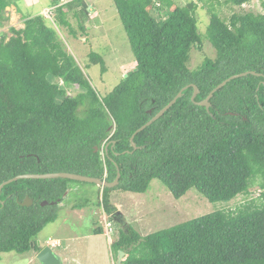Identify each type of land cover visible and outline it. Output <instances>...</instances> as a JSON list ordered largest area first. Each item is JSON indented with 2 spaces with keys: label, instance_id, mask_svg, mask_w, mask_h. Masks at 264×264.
<instances>
[{
  "label": "trees",
  "instance_id": "trees-1",
  "mask_svg": "<svg viewBox=\"0 0 264 264\" xmlns=\"http://www.w3.org/2000/svg\"><path fill=\"white\" fill-rule=\"evenodd\" d=\"M113 1L137 70L104 95L61 35L79 37L76 22L86 33L85 0H52V19L29 17L23 28H11L9 39L0 31V185L19 174L49 172L111 182L119 166L115 189L134 193L146 192L154 179L176 198L196 187L213 202L247 195L258 178L264 188V13L237 12L227 22L213 11L205 37L217 56L191 69V52L202 47L204 37L198 2ZM229 1L241 6L250 0ZM13 2L0 0V26ZM90 57L106 70L100 54ZM246 71L263 76L231 80L214 94L209 110L192 101V84L202 101L221 82ZM189 85L162 117L136 134L139 147L133 151L132 135ZM72 87L80 93L68 94ZM71 182L27 178L7 184L0 195V250H40L39 233L61 208L42 203L64 201ZM112 190L98 187L96 203L118 222ZM112 244L117 257L120 250L126 253L123 264H264V202L217 210L146 236L132 226L121 228Z\"/></svg>",
  "mask_w": 264,
  "mask_h": 264
},
{
  "label": "rangeland",
  "instance_id": "rangeland-1",
  "mask_svg": "<svg viewBox=\"0 0 264 264\" xmlns=\"http://www.w3.org/2000/svg\"><path fill=\"white\" fill-rule=\"evenodd\" d=\"M13 1L6 9L8 20L4 26H0V31L5 32L8 39L14 34L11 28H23L25 20L29 17L43 14L53 18L52 0ZM85 1L90 8L86 33L83 34L79 30L76 22L74 27L79 31V37L70 36L69 32L61 35L93 88L104 95L118 84L125 74L136 68L137 60L114 1ZM189 1L191 0H174V3L184 5ZM195 1L199 5L198 26L204 37L202 47H196L191 52V69L200 65L205 57L217 56L216 49L205 37L213 11L218 12L227 22L232 14L237 12L264 13V0H250L241 6L234 5L229 0ZM91 52L103 57L106 70L102 69L100 63L91 60ZM87 65L91 67L87 68ZM80 91L79 88L72 87L68 89V94L77 95ZM77 181L69 183L72 189L67 190L64 201L59 202L61 208L58 210L57 220L48 223L37 239L41 241V246L51 241L53 250L61 257L63 264H118L119 257L114 253L112 243L118 239L121 228L132 226L141 235L146 236L217 210H236L246 203L264 202V188L259 178L251 185L247 195L240 194L229 202L210 201L196 187L176 198L160 179H154L149 189L143 193L112 188L109 193L110 201L119 212H115L118 222H112L110 215L104 212L103 206L96 203L101 200V195L97 194L98 187L92 185L93 183ZM79 204H84V207L78 208L83 210L74 209L73 206ZM98 227H102L103 232L95 234L94 229ZM37 254L38 251L35 250L26 254L16 250H0V264H41ZM125 258L126 253L121 264Z\"/></svg>",
  "mask_w": 264,
  "mask_h": 264
},
{
  "label": "water",
  "instance_id": "water-1",
  "mask_svg": "<svg viewBox=\"0 0 264 264\" xmlns=\"http://www.w3.org/2000/svg\"><path fill=\"white\" fill-rule=\"evenodd\" d=\"M137 68H135L134 70L128 72L127 74H125V78H127L129 75H131L134 71H136ZM248 74H253L256 76H263L262 73H258L256 71H246V72H242L239 74H234L231 77L227 78L226 80H224L223 82H221L218 86H216L210 93L209 95L203 99L202 101H197V96L200 93V90L198 88V86L196 84H192V86L194 87V92L192 95V101L200 106H205L208 110L211 107V99L214 96V94L221 89L222 87H224L228 82H230L233 79L239 78V77H243V76H247ZM189 86L184 87L162 110H160L155 116H153L151 118V120H149L146 124H144L143 126H141L131 137V144L133 146V151H135L136 149H138V145L137 143L134 141V138L136 136L137 133H139L140 131L144 130L146 127L150 126L152 123H154L155 121H157L160 117H162L178 100V98L182 97L184 94V91L187 90ZM152 112V111H150ZM115 143V142H114ZM110 144H107L105 149L106 151H108ZM133 151H128V152H133ZM117 176L115 178L114 181L109 182L108 180H106L105 178H101V177H93V176H87V175H83V174H78V173H72V172H49V173H29V174H19L9 180L4 181L1 185H0V195L1 192L3 190V188L9 184L12 183L14 181H18L19 179H27V178H31V179H51V178H68L71 180H78V181H85V182H89V183H93L96 184L99 187H108V188H115L120 184V180H121V170L119 168V166L117 167ZM69 191V190H68ZM67 191V193H68ZM60 200L58 201H53V202H48V201H44L42 203V205H47V204H57L59 203ZM2 203L4 204V201H2ZM119 213V212H118ZM125 254V252L123 250L119 251V259H118V263H122V258L123 255ZM37 259L39 260V262L41 264H63V261L61 259V257H59V255L53 250L52 245L46 244L44 247H42L38 254H37Z\"/></svg>",
  "mask_w": 264,
  "mask_h": 264
},
{
  "label": "flooded vegetation",
  "instance_id": "flooded-vegetation-1",
  "mask_svg": "<svg viewBox=\"0 0 264 264\" xmlns=\"http://www.w3.org/2000/svg\"><path fill=\"white\" fill-rule=\"evenodd\" d=\"M115 218H117V215H115ZM37 245L40 247V248H42V247H44V246H41V241L40 240H37ZM32 250H35V251H37L34 247H33V249ZM39 251V250H38Z\"/></svg>",
  "mask_w": 264,
  "mask_h": 264
},
{
  "label": "clouds",
  "instance_id": "clouds-1",
  "mask_svg": "<svg viewBox=\"0 0 264 264\" xmlns=\"http://www.w3.org/2000/svg\"><path fill=\"white\" fill-rule=\"evenodd\" d=\"M105 147H106V145H105ZM106 150V149H105ZM99 187V186H98ZM101 188H105V187H101ZM104 210V209H103ZM104 212H105V210H104ZM117 212V211H116ZM118 213V212H117ZM119 214V213H118ZM115 215L116 214H114L113 216L115 217ZM116 220H117V218H115ZM118 221V220H117ZM39 252V251H38ZM119 264V263H118ZM121 264V263H120Z\"/></svg>",
  "mask_w": 264,
  "mask_h": 264
},
{
  "label": "crops",
  "instance_id": "crops-1",
  "mask_svg": "<svg viewBox=\"0 0 264 264\" xmlns=\"http://www.w3.org/2000/svg\"><path fill=\"white\" fill-rule=\"evenodd\" d=\"M75 210H83V209H78V208H76ZM74 211V210H73ZM51 241H49L48 243H50ZM30 251H32V250H30ZM29 251V252H30ZM28 253V252H27ZM24 254H26V253H24Z\"/></svg>",
  "mask_w": 264,
  "mask_h": 264
}]
</instances>
